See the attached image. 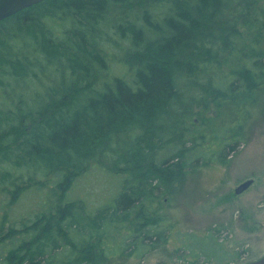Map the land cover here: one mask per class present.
I'll use <instances>...</instances> for the list:
<instances>
[{"label":"trees","instance_id":"trees-1","mask_svg":"<svg viewBox=\"0 0 264 264\" xmlns=\"http://www.w3.org/2000/svg\"><path fill=\"white\" fill-rule=\"evenodd\" d=\"M263 92L264 0H44L2 21L0 193H64L0 236V264L143 257L168 238L150 202L195 143L194 106L206 119ZM96 164L128 177L87 210L64 189Z\"/></svg>","mask_w":264,"mask_h":264},{"label":"rangeland","instance_id":"rangeland-1","mask_svg":"<svg viewBox=\"0 0 264 264\" xmlns=\"http://www.w3.org/2000/svg\"><path fill=\"white\" fill-rule=\"evenodd\" d=\"M257 98L238 112L229 105L212 104L206 119L202 107L194 106L188 127L195 143L186 144L191 149L186 157L171 162L179 171L155 190L150 202L148 217L159 216L167 240L143 257L115 255L99 264H246L264 256V92ZM224 141L235 151H223ZM125 176L110 175L96 164L72 190H64L83 208H100L113 201ZM248 180L254 181L252 186L237 195L236 188ZM50 182L44 193L24 186L17 204L4 190L0 193V221L7 219L0 236L10 233L15 224L22 229L19 223L44 210V197L55 192L57 197H49L48 205L58 201L64 192ZM24 229L15 237L27 238Z\"/></svg>","mask_w":264,"mask_h":264},{"label":"water","instance_id":"water-1","mask_svg":"<svg viewBox=\"0 0 264 264\" xmlns=\"http://www.w3.org/2000/svg\"><path fill=\"white\" fill-rule=\"evenodd\" d=\"M44 0H0V23L17 13L28 9L32 6L42 3ZM253 180H248L239 185L235 193L240 195L247 191L253 184ZM246 264H264V256L256 261Z\"/></svg>","mask_w":264,"mask_h":264}]
</instances>
